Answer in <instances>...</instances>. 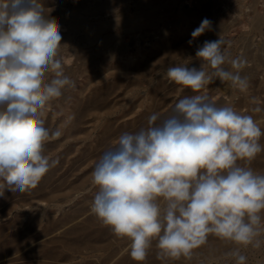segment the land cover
I'll list each match as a JSON object with an SVG mask.
<instances>
[{
  "label": "clouds",
  "instance_id": "9594fccd",
  "mask_svg": "<svg viewBox=\"0 0 264 264\" xmlns=\"http://www.w3.org/2000/svg\"><path fill=\"white\" fill-rule=\"evenodd\" d=\"M211 24L203 19L188 44L212 30ZM61 41L60 26L42 0H0V196L5 189L29 192L59 163L44 151L62 130L45 127L41 116L51 101L76 88L58 58ZM226 43L221 37L204 41L195 53L201 67L170 66L168 80L193 93L217 79L247 91L249 79L240 70L248 61L230 59ZM46 74L50 83H44ZM262 136L251 115L217 106L206 94L186 95L170 114H151L147 127L123 132L103 152L91 172L99 188L91 212L130 241V257L138 264L153 241L161 260L190 259L210 234L260 248L264 174L246 165L264 152ZM227 255L246 264L240 247Z\"/></svg>",
  "mask_w": 264,
  "mask_h": 264
},
{
  "label": "rangeland",
  "instance_id": "374dc122",
  "mask_svg": "<svg viewBox=\"0 0 264 264\" xmlns=\"http://www.w3.org/2000/svg\"><path fill=\"white\" fill-rule=\"evenodd\" d=\"M98 1L42 0L60 26L63 42L58 58L76 88L66 89L63 97L51 101L41 116L45 127L62 130L61 137L46 142L44 151L59 163L29 192L5 189L0 196V264H138L130 257V241L115 235L91 212L99 191L91 172L123 132L147 127L153 113L167 116L184 96L206 94L217 106L251 115L264 131V111H253L256 106L264 109V0ZM81 10L90 23L100 24L99 34L91 35L84 24L70 39H64L72 27L65 22ZM155 14L158 18L152 16ZM205 18L212 22V30L189 45L191 33ZM220 37L228 42L224 47L230 59H247L240 70L249 79L247 91L217 79L193 93L168 80L170 66L199 69L202 60L195 55L197 48ZM224 67L235 71L228 63ZM51 78L46 74L44 83ZM260 143L264 145V136ZM262 153L246 165L258 174H264ZM261 228L264 241V219ZM211 236L214 239L210 234L190 259L161 260L159 250L151 249L143 264H236V258L227 255L236 247L247 257L246 264H264V243L260 248L234 244L215 254L207 246ZM152 247H156L155 241Z\"/></svg>",
  "mask_w": 264,
  "mask_h": 264
},
{
  "label": "bare ground",
  "instance_id": "6f19581e",
  "mask_svg": "<svg viewBox=\"0 0 264 264\" xmlns=\"http://www.w3.org/2000/svg\"><path fill=\"white\" fill-rule=\"evenodd\" d=\"M82 1H84V3H85V0H82ZM88 1V0H87ZM96 1H98V0H96ZM108 2H109V0H107ZM119 1V0H118ZM169 1V0H168ZM79 2H81V1H78V3L77 4H79ZM98 2H100V1H98ZM103 1H101V3H102ZM105 2V1H104ZM103 2V3H104ZM74 3V2H73ZM75 3H76V1H75ZM74 3V4H75ZM84 3H80V5H82V4H84ZM102 3V4H103ZM109 3H111V2H109ZM115 3V2H114ZM169 3V2H168ZM99 4V3H98ZM105 4V3H104ZM107 4V3H106ZM113 4V3H112ZM161 4V3H160ZM170 4V3H169ZM144 5V4H143ZM164 5H165V3H164ZM167 5V4H166ZM87 6H88V4H87ZM154 6V5H153ZM157 6V5H156ZM89 7H91V6H89ZM70 8V7H69ZM81 8H85V7H81ZM138 8V7H137ZM147 8V7H146ZM100 8H98V10H99ZM140 9V8H139ZM154 9V7L153 8H151V11ZM79 10H80V7H79ZM88 10V9H87ZM107 10V9H106ZM145 10V9H144ZM86 11V10H85ZM90 10H88V12H89ZM95 11V10H94ZM137 11H139V10H137ZM87 12V11H86ZM87 12V13H88ZM140 12H141V10H140ZM144 12H146V11H144ZM149 12V11H148ZM189 12H190V9H189ZM192 12V11H191ZM84 12L81 10L80 12H77L76 14H78V15H75V17H74V19H72V20H70V21H68L69 23H67V22H65L66 24H70V26H72L71 27V31L69 32V33H67V34H65L64 36L66 37V38H64V39H70L71 37H72V35H73V33L74 32H76L77 30H79L84 24H86V31H88V33H90L91 35H95L96 36V34H99V29L101 28V26H100V24L99 23H90L89 21H88V19H89V17H87L85 14H83ZM95 13V12H94ZM160 13V12H159ZM180 13V12H179ZM184 13V12H183ZM83 14V15H82ZM114 14V13H113ZM132 14V13H131ZM135 14V13H134ZM82 15V16H81ZM191 15H193V14H191ZM128 16V15H127ZM126 16V17H127ZM138 16H139V13H138ZM152 16H156V18H158L157 16L158 15H152ZM202 16V15H201ZM101 17V16H100ZM116 17V16H115ZM160 17V16H159ZM58 18V17H57ZM125 18V17H124ZM138 18V17H137ZM136 18V19H137ZM152 18V17H151ZM153 18H155V17H153ZM60 19V18H59ZM129 19V18H128ZM135 19V18H134ZM139 19H141L140 18V16H139ZM147 19H149V17L147 18ZM67 20V19H66ZM125 20V19H124ZM142 20V19H141ZM154 20V19H153ZM257 20V19H256ZM65 21V20H64ZM119 21V20H118ZM121 21H123V19L121 20ZM132 21V20H131ZM136 21H140V20H136ZM58 22V21H57ZM60 22V21H59ZM99 22V21H98ZM106 22V21H105ZM110 22V20H108V23ZM124 22V21H123ZM127 22V21H126ZM129 22V21H128ZM135 22V21H134ZM258 22V21H257ZM110 24V23H109ZM114 23H112V25H113ZM125 24V23H124ZM128 24V23H127ZM133 24V23H132ZM118 25V24H117ZM128 25H131V24H128ZM148 25H150V24H148ZM120 26V25H119ZM127 26V25H126ZM125 26V27H126ZM136 26V25H135ZM131 27V26H130ZM136 28V27H135ZM104 29V28H103ZM85 30V29H84ZM69 31V30H68ZM112 34V33H111ZM110 34V35H111ZM88 35V34H87ZM114 36H116L115 34H113ZM112 35V36H113ZM92 36V37H93ZM98 36V35H97ZM107 37H109L110 38V36H108L107 35ZM95 38V37H94ZM104 38H106V36L104 37ZM104 38H102L103 39V42H104ZM109 38H106V39H109ZM63 39V40H64ZM89 39H91V37L89 38ZM106 39H105V41H106ZM63 42V41H62ZM65 42V41H64ZM101 42V41H100ZM99 42V43H100ZM76 47V46H75ZM95 48V47H94ZM93 49V48H92ZM99 49V48H98ZM95 50V49H94ZM96 51V50H95ZM84 56V55H83ZM81 58H82V56H81ZM262 154H264V153H262ZM210 236V235H209ZM213 237L211 236V239H212ZM233 245H234V243H232V242H230V241H225V240H220V239H218L217 237H215L214 236V239H212V240H210L209 241V244L207 245L208 246V248L211 250V251H213L215 254H219V253H221V252H225V251H227V250H229V249H231L232 247H233ZM151 249H153V250H158L156 247H152ZM152 252V251H151ZM211 254V253H210ZM149 257V256H148ZM148 257H147V259H148ZM145 263H146V261H145Z\"/></svg>",
  "mask_w": 264,
  "mask_h": 264
}]
</instances>
